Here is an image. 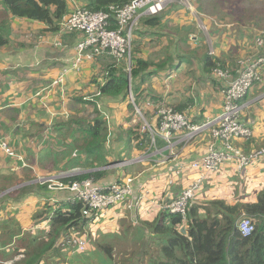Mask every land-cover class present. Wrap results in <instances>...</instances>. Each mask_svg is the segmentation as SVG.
<instances>
[{
    "label": "trees",
    "instance_id": "trees-1",
    "mask_svg": "<svg viewBox=\"0 0 264 264\" xmlns=\"http://www.w3.org/2000/svg\"><path fill=\"white\" fill-rule=\"evenodd\" d=\"M129 1L89 0V5L83 7L94 12H109L111 7L123 6ZM223 1L225 9L219 12L214 5L215 1L210 2L209 7L211 6L214 12L217 11V16L214 17L216 22L207 16V19H211L209 34L216 50L215 54H210L206 37L199 39L194 35L195 41L191 31L186 28L176 29L163 36H158L159 32H153V36L160 37L159 44L153 48V56H143L142 43L137 44L132 51L131 80L127 61L120 59L118 61L126 62L125 67L118 64L103 70L104 78L96 82L97 92L93 95V100L84 96L73 98L74 111L58 125L57 143L54 145L51 141L53 146L48 151H32L21 142L11 141L3 132L0 133L11 151H14L16 157H20L15 159L0 147V162L7 165L16 163L8 170L0 169V195L8 192L0 198V211L3 205L8 212L15 210L17 213L26 205L46 208L34 217L33 224L28 229L22 228L14 218L0 223V248H11L13 243L17 244L13 251L5 253L8 260L20 256L14 264H51L48 259L52 257L56 262L58 255L64 250L68 253L74 249L73 245L67 243V239L71 238L68 236H76V232H82L91 220L83 215L84 205L74 201L72 191L51 189V183L34 182L39 173L52 176L78 168L96 169L97 171H84L59 181L68 185L70 182L91 179L96 185L104 186L122 182L127 176L124 170L118 171L120 173L116 180L103 182L101 180L106 171L98 169L112 162H121L117 158L107 156L110 143L112 148L116 149L128 141L140 154L138 156L153 152L150 149L152 136L149 132L142 131L144 121L137 114V109L151 123H155V112L159 105L172 107L179 113H187L188 107L196 103V96L192 91L193 83H212V86L223 89L217 71L232 72L233 77L236 76L239 58L236 52L241 47L252 45L255 55L264 56V47L256 48L258 36L264 38V7L255 11L247 8L237 10V5L230 0ZM67 13V0H0V50L12 46L14 39L10 37V32L13 18L28 21L31 23L29 26L35 23L43 24L48 27V32L58 35L60 33V40L73 35L61 34L60 22ZM160 15L142 18L141 26L147 29L145 34L151 29L160 30ZM204 18L206 17L203 16ZM237 21L242 22L245 28L238 25ZM228 24L231 27H227ZM138 34L142 40V35L145 34L142 31ZM38 39V36H33L34 41L37 42ZM152 41L155 39H150V42ZM223 41L231 46L227 52L224 51ZM99 58L101 57L96 58L92 64ZM175 77L176 80H173ZM96 78L97 75L94 76V79ZM185 78L190 81L187 90L171 91L175 84L186 82ZM165 81H169L171 85L166 86ZM157 82L163 85V91L155 89ZM175 93L181 94V101L169 105L165 103V97L171 98ZM247 100L248 95L242 102ZM198 101L202 102L201 98H198ZM122 104L124 107L118 110V115V106ZM200 106L202 104L198 105ZM90 107L93 108L91 111ZM127 113L130 115L124 116ZM119 116L127 118L120 124ZM204 120L203 115L193 119L198 123H203ZM33 125L34 132L29 136L41 139L44 128L38 123ZM48 137L52 140V136ZM72 143L74 145L71 147ZM157 144L159 148L166 146L160 139H157ZM242 144L240 148L247 154L259 151L264 148V135L255 134ZM22 158L27 167L24 166ZM254 162L264 164V157H259ZM243 181L244 178L239 177L238 183ZM233 187L237 195L241 186L234 181ZM12 189L14 191L9 192ZM254 194L253 198L252 195L245 194L248 199L241 203L229 201L224 196L218 197L220 194L201 203L197 200L189 204L186 219L181 214L155 212L144 231V234H147L152 229L153 236L160 239V251L153 264H264V184ZM177 197L175 194V198ZM243 215L251 218L254 224V232L249 237H243L239 231ZM61 239L65 240L59 245ZM144 246L147 244H142L140 251ZM100 254H105L108 261L113 260L112 248L108 246H103ZM6 258L3 256L0 264H5ZM137 261L135 257V262Z\"/></svg>",
    "mask_w": 264,
    "mask_h": 264
},
{
    "label": "built area",
    "instance_id": "built-area-1",
    "mask_svg": "<svg viewBox=\"0 0 264 264\" xmlns=\"http://www.w3.org/2000/svg\"><path fill=\"white\" fill-rule=\"evenodd\" d=\"M172 1L130 0L123 6L111 7L109 12H94L85 7H75L71 13H67L61 19L60 25L61 34L78 36V42L75 45L76 55L72 65L63 70L54 85L64 83L70 72H79L85 63L103 56H112L117 60L127 61L128 71H130L134 32L139 28L141 19L160 15ZM201 28L206 30L202 24ZM256 46L258 49L264 47V38L259 36ZM218 72L223 78L229 79L222 89L223 109L219 114L206 117L203 123L193 121L188 113H179L174 108L165 105L157 106L155 123H151L137 109L144 121L142 131L149 132L152 136L150 149L153 152H146L148 154L144 153L135 161L121 162L118 165L123 167L132 163H144L156 157L160 165H171L174 162L170 166L172 175L163 179L164 192L159 196L151 198L149 193H138L134 187L136 178L131 177H125L122 182L108 186L96 185L91 179L70 182L68 185L59 181L69 176L57 177L55 180L43 177L41 183H51V189L72 191L74 201L83 203V215L89 218L105 217L109 210L121 205L131 212L138 213L147 203L146 214L155 215V212L163 211L164 213L181 214L186 219L189 204L201 197H196V193L201 189L207 174L217 172L220 166L228 160H234L239 172L244 173L251 163L259 157H264V149L247 154L236 146V143L248 141L253 137L250 127L252 123L246 122L243 118L250 104L242 101L255 84H264V56L256 55L240 59L237 62L236 76L231 79L228 75L230 72L222 73L220 70ZM205 131H209L213 139L206 153L195 162L178 161L177 159L185 148ZM157 139L165 142L166 146L159 148ZM0 147L7 155L20 158L16 157L1 136ZM178 148L181 150L177 151ZM24 166L28 165L25 163ZM187 179L189 183L186 182L185 189L180 196L174 198L168 187L179 180L185 182ZM239 231L243 237L253 234L254 224L251 218L241 219ZM82 237L83 235L80 238H69L67 243L75 246L80 253L86 252L88 243Z\"/></svg>",
    "mask_w": 264,
    "mask_h": 264
},
{
    "label": "rangeland",
    "instance_id": "rangeland-1",
    "mask_svg": "<svg viewBox=\"0 0 264 264\" xmlns=\"http://www.w3.org/2000/svg\"><path fill=\"white\" fill-rule=\"evenodd\" d=\"M231 3L235 4L237 3V7L238 9H243V8H248L249 7H255L258 6V2L257 1H253V0H230ZM175 2H179L182 5H185L186 7H188L189 9H191V5L189 4V0H175L172 3ZM171 4V3H170ZM255 4V5H254ZM254 5V6H253ZM141 13V12H139ZM193 17L195 18V20L198 21V18L192 14ZM142 20V19H141ZM12 23H11V27H12V31L10 32V37H12L14 39V41L12 42V46L6 49H2V52L4 51L5 53H11V51H13L15 48H19L20 51H23L25 49L24 45H28V46H32L34 45H39L36 41L33 40V36H38L39 33L36 32V34H34V28L33 27H26L28 25H30L31 23H29L28 21L25 20H20V19H11ZM1 22V21H0ZM142 23V22H141ZM141 23L139 25V28L136 30L135 32V40H134V44H133V51L135 49V47L137 46V44L142 43V52H143V56L144 57H150L153 56V48L157 47L156 44H152V42H150V39H155L156 37L153 36V31L150 30V32H148V34H145V31L147 29H144L141 26ZM199 23V21H198ZM200 24V23H199ZM198 24V25H199ZM17 25H21L24 26L25 28H21L19 32H14L13 29L15 26ZM176 29H179L178 27L174 26L173 28H171V31H175ZM200 29V28H199ZM170 30V29H169ZM201 30V29H200ZM203 30V29H202ZM199 31V30H195L192 28V32L195 35V37L197 36L199 39H201L202 36L207 38V44L209 46L210 49V53L212 52L213 54H215L216 50L212 44V42L210 41L207 33H208V29L203 30V31ZM140 31H142L143 34L142 35V40H141V36H139L138 33H140ZM189 31V30H187ZM222 32V30L220 31ZM192 34V35H193ZM205 38V39H206ZM141 40V41H140ZM140 41V42H139ZM224 42V51L227 52L231 49V46L226 42ZM40 47V46H38ZM49 47V46H48ZM253 46L252 45H247L246 47H241L239 49L238 52H236L237 54H239V58L238 59H242V58H248L250 57V53L252 50ZM255 54V51L252 50ZM105 58V59H103ZM48 63H53L51 61H49ZM126 63V62H125ZM125 63L123 61H118L115 58L112 57H107V56H103L99 59H97L96 63L91 64L89 67H87L83 72H81L80 74L76 75L77 77L75 78V75H71L72 78H75L73 83L74 86L72 88H69V93H65V92H59L57 94H54V91H52L51 95L46 97V100H44L45 94L43 93L40 96H36L32 95L31 96V101L33 102L34 99H37V101H40L42 104H45L48 106V110H54V107L58 110L61 111L62 107H63V102L60 96H62L63 98L68 97V95H72V98H76L79 96H84L85 98L89 99V100H93L94 99V94L97 92V85L98 83H96L98 80H101L104 75V69L106 67H113L116 66L118 64H120V67H125ZM59 65H56L55 67H51V70H56L57 67ZM127 66V65H126ZM131 70V68H130ZM222 73H226V72H222ZM228 73V72H227ZM130 74L131 72L129 71V80H130ZM97 75V78L94 79V76ZM219 80L223 83V86L225 84V82L229 79H225L221 76V74H219ZM228 75L230 76V79L233 77L232 72L228 73ZM107 76V75H106ZM186 79V78H185ZM29 80V81H28ZM176 80V77L173 79ZM31 78H29L27 75L25 76V80L24 83L25 84H31ZM95 81V84H93V82ZM5 82H8L5 80ZM166 86L169 84V81H165ZM212 83H206V82H200V83H193L192 84V91H194L195 96L197 98H201V100L203 102L199 103L198 101V105L202 104V106H200L197 111L200 112V114H203L204 117L206 116H212L215 114H218L219 112H221V108L223 105V101H220V91L222 88H218L216 86H212ZM190 85V81L186 79V82L181 81L178 84H175L174 86H172L171 91H185L188 89ZM261 85H257L255 84L250 90H249V97H248V101L251 100L252 97H254L255 95H261L264 92H260V87ZM62 88V87H61ZM54 89L56 92L60 91V89ZM162 88V89H161ZM155 89L159 90V91H163V85L158 84V82L155 85ZM29 95H25L24 98H27ZM166 102L168 105L169 104H174V103H178V101H181V94L179 93H175L174 96H172L171 98L169 97H165ZM71 100V99H70ZM68 100L64 106H67V108L71 107V101ZM48 104H46V102H48ZM121 107H124V104L119 105L118 109H117V114L119 115V109ZM77 108V107H76ZM93 108L90 107L91 111ZM121 111L123 112V108L121 109ZM256 112L257 114L260 116V124L258 126V132L257 135H261V132H264V104L259 106H256ZM138 115H140L139 113H137ZM254 114H249V112L244 113L243 118L245 117L246 122L250 121L252 122V124H250L251 130L253 132V136L256 133V125L257 122L255 121L254 118ZM130 113L124 114V116H129ZM68 116H58L56 122H62L63 120H66ZM126 117V118H127ZM140 117V116H139ZM125 117H121L119 116V123L121 124L122 122H124V120L126 119ZM112 119V116H111ZM138 122V120H135ZM46 123L48 125H51L50 121L46 120ZM22 125V123H21ZM25 128V127H23ZM21 127L16 128V130H19L21 132ZM0 133L3 132V130L0 128ZM25 132H28L27 130ZM33 131H29V134H32ZM2 136V135H1ZM45 138H42L41 140H26L25 142H21L23 145H26V147L32 151H48L53 145L51 144V141H53L54 145L57 143V135H55L54 137H52V140H50V138L48 137V135H44ZM209 136V138H208ZM259 137V136H258ZM256 137V138H258ZM207 139V141L213 142L212 137L210 136V132L209 131H205L204 133H202L200 136H198L194 141H193V145H197V147H204L207 146V141H205ZM10 139V138H9ZM14 140V139H13ZM12 140V141H13ZM42 141V142H41ZM19 142V141H17ZM19 142V143H20ZM215 142V141H214ZM241 143V142H240ZM191 144V145H192ZM74 144H70V146L72 147ZM190 145L187 147L188 149H195L194 146ZM243 145V144H242ZM185 148V149H187ZM187 149V150H188ZM264 149V148H262ZM181 148H178L177 151H180ZM261 150V149H260ZM185 151V150H184ZM243 151V150H241ZM14 152V151H13ZM244 152V151H243ZM245 153V152H244ZM148 153H145V155ZM140 155L134 148L132 145L129 144L128 141L125 142V145L123 146H119L118 148H112L111 143L109 144L108 148H107V156L114 158V159H118L121 162H132L135 161L139 158ZM143 155V154H142ZM24 157V156H23ZM63 157V156H62ZM61 157V158H62ZM17 159V158H15ZM158 160V158H157ZM121 162H112L111 164H109L108 166L104 167V170L106 171V175L104 176V178L101 181H114L117 179L118 177V173H120L121 171L124 170V174L127 175L126 177H136L138 175V173L146 170L148 167L144 166L145 163H133V164H127L123 167H121V165H118ZM158 162V161H157ZM231 162V160H228L226 162H224L219 170L217 172H213V173H209L205 176V180L203 182V184L201 185V189L196 193V197H200L203 193L205 188L213 186L214 184H218L219 183V179L222 178L224 179L225 176L228 175V171L225 172V170H227V163ZM16 163H13L12 165L10 164H5V162H0V169L3 170H8L10 169L11 166L15 165ZM169 166V165H168ZM171 166V165H170ZM169 166V168H170ZM102 168V167H101ZM100 169V168H99ZM92 170H96V169H90V170H82L80 168L78 169H74L72 171H69L67 173H63L62 175H52V176H46L45 174H41L39 173L38 179L34 182H42L43 181V177H46V179H50V180H55L57 177H67V176H72V175H78L81 173H84V171L86 172H90ZM120 171V172H118ZM225 172V173H224ZM235 172V177L231 178L229 180L224 181L222 184H224V187L219 191L220 195L218 197H226L229 201H236V203H241L243 201H245L246 199H248L247 197H245V194H248V196L252 195L251 198L255 197L254 192L259 188V186H255L253 184H251V182L247 185L248 178L244 177V181L243 183L240 185V190L237 191V195H236V190L235 187H233L234 181L238 184V180L240 177V172L237 168L234 169ZM245 172V170H244ZM43 173H45L43 171ZM225 176H224V174ZM123 174V173H122ZM123 174V175H124ZM244 174V173H243ZM156 175V172L147 175L151 179H153V177ZM184 180H179L176 184L174 185H170L168 188H170L171 190L177 188H180V183H182ZM102 182V183H103ZM145 189V187H144ZM14 189H12L9 192H13ZM243 191V192H242ZM8 192L2 193L0 195V198H2L4 195H6ZM175 193V192H174ZM180 196V195H179ZM237 196V199H236ZM34 203V202H32ZM43 210H46L45 206H29L26 205L23 208H21L17 213L15 212V210L12 211H7V208L5 205H3L2 210L0 211V223H2L3 220H13V218L19 223V225H21L22 228L28 229L31 227V225L33 224V219L34 217L42 212ZM153 212H155L154 209H152ZM153 215H148L143 212L142 214L137 213V214H132V212L128 209L123 207L122 205L120 207H115L111 210H109L106 214L105 217L102 218H90L91 220H89L86 224V227L84 228V230L82 232H76V236L74 235H70L68 237L71 238H80L82 235V238H85L87 240L88 243V247H87V251L80 253L79 251L76 250L75 246L74 249L71 251H68V253L65 252V250L60 253V255H58V259L53 260V258H49V262L51 264H53L55 262V264H153V260L157 258L158 252L160 251V239L156 238L157 236H153L152 234V229L147 232V234H144V231H146V225L150 224V222L152 221ZM247 217V216H244ZM80 235V236H78ZM78 236V237H77ZM65 239H61L59 241V245H61ZM142 244H147V246H144L143 249L140 251V249L142 248ZM103 246H108L110 248H112V252H113V260L112 261H108L105 254H100V251L102 250ZM17 244L13 243L11 248L7 247L5 249L0 248V261L2 259V257L4 256V258H6V254L9 251H11L12 249L16 248ZM13 251V250H12ZM5 254V255H4ZM83 254V255H82ZM66 256V257H65ZM20 257V256H19ZM15 258L13 260H8L5 264H14L15 261L19 260L18 258ZM135 257L138 260L137 262H135ZM22 259V258H20Z\"/></svg>",
    "mask_w": 264,
    "mask_h": 264
},
{
    "label": "crops",
    "instance_id": "crops-1",
    "mask_svg": "<svg viewBox=\"0 0 264 264\" xmlns=\"http://www.w3.org/2000/svg\"><path fill=\"white\" fill-rule=\"evenodd\" d=\"M174 1L175 0H173L172 2ZM189 1H190L191 9H189L185 5L180 4L179 2H175V3L171 2V4H169V6L159 16L162 20V27L160 28V30L159 31H156V29H151V30L154 33L159 32L158 36L160 35L163 36L165 34H168L169 32H172L171 28L176 26L178 28H186L187 30L191 31V33L193 34L192 28L201 31L202 30L201 24H202L206 28V31L208 29L207 35L210 41L212 42L211 36L209 34L210 24H211L210 20L215 19L214 17L217 16L216 13L217 11L219 12L220 10L225 9V7L223 6L225 4L224 1L223 0H189ZM211 1H215L214 5L217 7L216 12H214L211 6L209 7ZM253 1H257L259 5L255 7L248 6L247 9L255 11L260 9L261 7H264V0H253ZM86 5H89V0H67L68 13H71V11L77 6L83 7ZM192 14H194L198 18L200 24L198 23L197 20H195ZM203 16L206 18L203 19ZM207 16L212 18L207 19ZM215 20L217 21V19ZM237 24L245 28V25L242 24V22L237 21ZM26 27H29V25ZM30 27L34 28L33 31L34 34H36V32L39 33L38 35L39 39L37 40V43L39 45L33 44L31 47L26 46L23 51H20L19 48L17 49L15 48L13 51H11V53H5L4 51L2 52V50H0V128L3 130V133L8 138H10L11 141L13 139L19 142L20 141L25 142L26 140L28 141L38 140V138H31L29 136V131L34 132L35 129L34 125L32 126L33 123L41 124V126L44 128L45 131L43 132L42 137L44 135H48L52 137L58 135L57 129H58V125L61 122H56L57 117L59 115L62 117H64L65 115L69 116V113L74 111V106L72 104L73 96L68 95V97L65 98L60 96L63 102L62 104L63 107L61 111H58L55 107L53 111L50 109L48 110V106L42 104L40 101H37V99H34V101L32 102L31 96L35 95L36 97L44 93L45 94L44 100H46V97L50 96L52 91H54V94H57L59 92L69 93V88H72L74 86L73 81L77 77L76 75L83 72L93 62L92 61L85 63L79 72H74V71L70 72L66 76L64 83H61L59 85H54L55 81H57V79L60 77L63 70L65 68L70 67L73 63V60L76 55L75 44L78 41V36L70 35L67 36L65 39L60 40L58 34L48 32L47 31L48 27L43 24L35 23L33 26ZM227 27H231V25L228 24ZM21 28L24 29L25 27L21 25H17L14 27V31L19 32ZM259 32L260 30L258 31V33ZM192 34L191 36L194 37V34L193 35ZM158 38L160 37H156V40L152 41V44H156V45L159 44ZM162 39H163L162 41H164L165 37H163ZM194 40L196 41L195 37ZM210 54L213 55L212 52ZM255 56L256 55L253 52L250 53V57H255ZM49 61L53 63H48ZM56 65H59L57 69L55 71L51 70V67H55ZM26 75L29 78H31L30 81L31 84L24 83ZM71 75H75V78H72ZM5 80L8 82H5ZM260 87H261L260 92H264V84L261 85ZM59 88L61 89L58 92L54 90ZM28 94L31 95H29L27 98H24L25 95ZM68 100L71 101L70 108L64 106V104ZM248 100L247 103L250 104V107L245 111V115L247 112H249V114L252 115L253 113H255L254 118L255 121L257 122L255 134H257L258 132H260L258 131V126L260 124V116L256 112V106L257 105L261 106L264 104V93L258 96L255 95L254 97L251 98L250 101ZM220 101H223L222 90L220 91ZM48 103L49 101L46 102V104ZM196 108L197 109L199 108L197 97H196L195 105H190L186 110V112L193 119L203 115L200 114V112H198ZM221 109H223V105ZM46 120L50 121L51 125H48L46 123ZM250 123L252 122L250 121ZM18 127L22 128L21 132L19 130H16V128ZM26 130L28 132H25ZM261 133H262L261 135H264V132ZM208 138H206L205 141H207ZM207 143L208 144L207 146H205V148L204 147L200 148L197 147V145L192 144L194 147L196 146L195 149L194 150L188 149L189 148L188 147L187 148L188 150L185 149V151L181 153L180 157L177 160L185 163H191L197 161L200 157H202L206 153L209 142L207 141ZM239 144L240 142H238L236 146L239 147V149H241L240 146L242 145V143L240 144V146ZM192 145H190V147ZM156 158H153L151 161L148 160L147 162H144L145 163L144 166L148 168L138 173V175L134 177L136 178L135 190L138 193L140 192L145 194L149 193L151 198H155L164 192L165 182H163V179L170 177V175H172V171L169 168L170 165L169 166L164 164L160 165L157 162L158 160ZM173 164L174 162L171 165ZM235 168H237V163L234 160L228 162L227 170H225V172L228 171V175L225 176L224 174L225 172H224L223 173L225 176L224 179L220 178L218 184H214L213 186L205 188L204 193L201 195L198 202L201 203L204 201H208L214 197H217L218 194H220L219 191L224 187V184L222 183L226 180L235 177V172H234ZM263 170H264V164L262 162H257V163L253 162L250 164L248 169H246L244 174L240 173V177L243 178L247 177L249 182H251V184L262 187L264 184ZM154 172H156V175L153 177V179L150 180L151 177L147 175H150ZM187 183H189L188 179H187ZM185 184L186 182H182L179 184L180 188L176 187L174 190L173 189L171 190L174 198H175V194L179 196L182 193V191L185 189L184 186ZM238 184L241 185L242 183L239 182ZM145 211H148L147 203L143 205V208L139 210L138 213L140 214ZM148 215L150 214H147V216Z\"/></svg>",
    "mask_w": 264,
    "mask_h": 264
},
{
    "label": "water",
    "instance_id": "water-1",
    "mask_svg": "<svg viewBox=\"0 0 264 264\" xmlns=\"http://www.w3.org/2000/svg\"><path fill=\"white\" fill-rule=\"evenodd\" d=\"M130 80H131V75H130ZM99 170H104V167L100 168ZM93 171H97V170H93Z\"/></svg>",
    "mask_w": 264,
    "mask_h": 264
},
{
    "label": "clouds",
    "instance_id": "clouds-1",
    "mask_svg": "<svg viewBox=\"0 0 264 264\" xmlns=\"http://www.w3.org/2000/svg\"><path fill=\"white\" fill-rule=\"evenodd\" d=\"M140 157V156H139ZM106 167V166H105ZM103 168V167H102ZM99 170V169H98Z\"/></svg>",
    "mask_w": 264,
    "mask_h": 264
}]
</instances>
